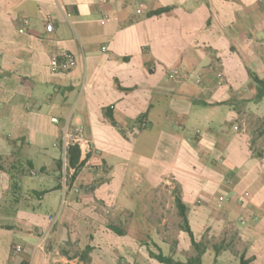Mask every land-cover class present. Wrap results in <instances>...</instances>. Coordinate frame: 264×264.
<instances>
[{"label": "crops", "instance_id": "obj_1", "mask_svg": "<svg viewBox=\"0 0 264 264\" xmlns=\"http://www.w3.org/2000/svg\"><path fill=\"white\" fill-rule=\"evenodd\" d=\"M249 69L264 78V0H0V264H163L177 186L195 237L215 218L264 264ZM77 125L89 147L66 180Z\"/></svg>", "mask_w": 264, "mask_h": 264}, {"label": "rangeland", "instance_id": "obj_2", "mask_svg": "<svg viewBox=\"0 0 264 264\" xmlns=\"http://www.w3.org/2000/svg\"><path fill=\"white\" fill-rule=\"evenodd\" d=\"M244 60L247 62L249 61V58L245 56ZM252 83L253 85H255V91H258L257 85L254 82V80H252ZM261 112L264 114V108L261 109ZM247 119L248 120H246V125L248 126L250 125L253 130L256 128L259 133L257 137L255 136L256 142L254 144V153L256 151L258 152L264 151V133L263 134L261 133L264 132V123H262V119L258 118L257 121H255L254 118L247 117ZM61 177L66 180H68L71 177L68 170L66 169V166H65V171L64 170L61 171ZM162 198L165 199V204H166L165 207L166 210H168L166 212L167 218L169 217V220L167 222L168 223L170 222L172 229H175L176 231L175 235L172 234V237L173 236L177 237L176 241L178 245V253L175 258L186 261L190 256L194 255L195 253L194 249L192 246H188L191 244V243H187L189 239L188 235H185L184 238L182 237V233H181L182 230L180 227L181 218L178 215V212L174 213L170 210L171 207L167 208V205L170 204L169 192L167 190H165V192L163 193ZM210 222L211 223L209 224L208 229L196 235V239L198 241H201L206 246V253L203 255V263L204 264H240L241 256L239 255L240 253L239 251H241L243 243L241 242V238L238 235V231L235 230V228L231 225L226 226L228 227L227 228L228 231H224L225 228L223 229L221 227L218 228L217 226H214V224L216 223V219L212 217ZM165 228H169V227L165 225ZM185 237H188V239ZM215 245L221 246V251L219 253L220 255L218 254L216 256L214 250ZM233 251H238L237 255L234 256Z\"/></svg>", "mask_w": 264, "mask_h": 264}, {"label": "trees", "instance_id": "obj_3", "mask_svg": "<svg viewBox=\"0 0 264 264\" xmlns=\"http://www.w3.org/2000/svg\"><path fill=\"white\" fill-rule=\"evenodd\" d=\"M173 8H174L173 6L160 7V8L148 11L145 15L147 17H151L155 15H161L164 13H170L173 10ZM248 72H249L250 78L254 80L258 88L256 98L258 100H262L264 98V78H261L256 72L250 69L248 70ZM116 86L117 88L121 90H126L125 88L121 87L118 84V82ZM104 114L111 121V123L116 124L114 117H113V106L106 107L104 109ZM143 118H144V115H141L137 121H142ZM262 123H264V118L262 119ZM261 133L263 134L264 132H261ZM255 142H256V137L254 138L253 144H255ZM263 154H264V151L255 152V156L257 157H261L263 156ZM1 159L2 157L0 156V160ZM82 164H83V161H81L80 146L77 143L70 142L66 150V169L69 170L70 168H73L75 170L71 178H74L76 176V171L80 169ZM28 165L30 167H33V164L31 162H29ZM0 168H4L2 164H0ZM62 168H63V164H62V161H60V169ZM21 173H23V170H18L16 171L15 174H13L12 171L10 172L11 187L13 189H15L16 187H19V179H20L19 175ZM173 194L175 198L174 201L177 207V212L181 218V223H180L181 230L186 232L187 235L189 236V239L191 241V246L193 247L195 253L194 255L190 256L186 261L176 259L171 255H165L162 251H159L158 253L151 252V256L163 264H204L203 255L206 253V246L201 241H198L196 239L195 234L190 226L189 219H188L189 207L186 205V203L182 199L179 186H177L174 189ZM214 250L217 256L221 251V246L215 245ZM249 261L250 259H246L244 255H242L240 258V264H248Z\"/></svg>", "mask_w": 264, "mask_h": 264}, {"label": "built area", "instance_id": "obj_4", "mask_svg": "<svg viewBox=\"0 0 264 264\" xmlns=\"http://www.w3.org/2000/svg\"><path fill=\"white\" fill-rule=\"evenodd\" d=\"M262 1L263 0H261V2ZM103 49L106 50V47H103ZM62 56L64 57L66 63L69 66H73L75 64V58L71 53L64 52ZM70 142L77 143L80 147H84V148L89 147V139L85 135V129L83 125H77L75 127V132L72 137L67 136L66 143H70ZM17 250H20V248L18 247Z\"/></svg>", "mask_w": 264, "mask_h": 264}]
</instances>
